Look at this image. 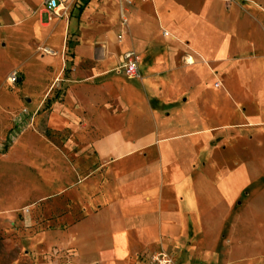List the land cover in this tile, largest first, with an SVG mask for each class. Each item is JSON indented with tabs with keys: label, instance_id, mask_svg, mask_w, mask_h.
Segmentation results:
<instances>
[{
	"label": "crops",
	"instance_id": "0c3cea01",
	"mask_svg": "<svg viewBox=\"0 0 264 264\" xmlns=\"http://www.w3.org/2000/svg\"><path fill=\"white\" fill-rule=\"evenodd\" d=\"M3 1L0 99L17 103L14 115H29L31 125L17 138L32 130L54 153L55 177L46 190L53 196L41 205L52 209L55 227L46 232L71 236L75 264H151V255L160 250L196 264L193 259L215 260L256 247L238 243L237 229L247 228L254 215L264 219V84L224 85L218 75L228 58H215L195 41L192 24L199 21L190 0H172L182 9L180 16L169 0H145L157 30L137 39L148 59L143 72L137 55L145 89V100L138 103H128L117 89L113 93L106 84L111 81L115 89L112 80L98 78L123 62L116 45L123 32L112 44L102 40L90 51L80 50V27L92 0L78 18L60 12L66 4L58 16L44 0H9L6 8ZM119 2L118 16L121 10L126 25L130 21L131 30L139 32V18L130 8L134 1ZM192 2L220 12L223 5ZM111 57V66L117 63L104 67ZM13 71L18 81L8 80ZM212 74L217 85L210 84ZM4 105L0 101L1 109ZM14 115L4 129L6 139Z\"/></svg>",
	"mask_w": 264,
	"mask_h": 264
},
{
	"label": "rangeland",
	"instance_id": "374dc122",
	"mask_svg": "<svg viewBox=\"0 0 264 264\" xmlns=\"http://www.w3.org/2000/svg\"><path fill=\"white\" fill-rule=\"evenodd\" d=\"M155 1L161 4L163 0ZM169 1H171V6L173 5L174 15L180 16L182 9L174 7L175 3H172L174 0ZM219 1L223 4L221 12L218 7L214 6L209 10H202L195 2L189 1L195 6L193 8L194 20L199 21L196 26L195 23L192 24L197 33L195 41L206 53H214L215 58L220 60L228 58L227 61L225 60L226 64L222 74L218 75L224 85L232 86L235 89L246 84L263 85L264 0ZM126 2L133 4L130 8L133 11L132 14L139 18L137 22L140 27L139 32L131 30L130 21L128 26L124 24L121 27V10L118 16L117 9L119 0H92L84 16L85 22H82L80 27V50L90 51L95 42L102 40L112 44L115 36L123 32L122 41L116 44L118 50L124 52V50L134 49L136 54L140 55V64L144 69L148 59L144 57L142 48L138 44L141 39H137L143 38L145 32L152 31V29L157 30L156 18L153 15L150 2L145 0H126ZM9 3V0H4L1 7L6 8ZM33 3L35 4L36 0ZM165 4H162L163 8L166 7ZM86 6L87 0H76L75 4L69 2L66 3L63 13L66 12L69 18H78L80 7L86 8ZM184 18L185 16L182 15L175 23L180 24ZM58 25L57 32L63 27L62 23ZM75 34L77 35V32H73L72 36ZM72 36L67 42L69 56H72L73 50ZM153 37L160 39L158 34H154ZM118 40L120 41V38ZM163 43L165 44L163 46L169 45L168 40ZM51 47L56 50L58 48L52 45ZM234 57L237 59L235 60ZM112 58L106 60L104 67L111 66ZM112 63L111 67L117 63V60ZM143 72H147V69H144ZM211 79L210 84L216 85L214 84V81L217 82L214 74ZM106 84L113 93H117L111 81ZM1 94L0 92V96ZM0 101L5 104L4 108H0V140H2L5 138L4 129L10 124L9 117L18 112L20 107L10 99H0ZM27 106L30 109L33 108L31 103H27ZM227 110L231 115L234 113L231 104ZM21 116L22 114L14 115L12 118L16 124L8 132V138H5L0 149L4 152L6 147L8 148L6 154L0 155V264H75L77 255L72 249L74 246L71 236L63 233L54 236L53 233L46 232L55 227L52 209L41 205L46 203V199H51L53 196L46 190L51 191L55 177V170L53 171V164H51L54 153L43 147L40 139L33 134L32 130H27L24 136L17 138L19 130L31 125L28 114H25L24 118ZM36 172L43 180L42 183L38 182L40 178L36 176ZM41 192H45L42 197H40ZM261 207L264 211V204ZM4 208L10 210L5 211ZM244 212L245 210H241L238 214ZM254 216L255 218L249 222L247 228L246 225L238 227L237 230L240 234L237 240L242 245L247 242H255L256 247L240 249L231 255L220 254L215 260L209 258L207 261L204 258H199L193 259V261H197L196 264H264V219L257 215ZM43 234L46 238L43 237ZM79 252L81 255L82 252ZM155 253L157 252L153 254ZM171 257L177 264H183L174 255Z\"/></svg>",
	"mask_w": 264,
	"mask_h": 264
},
{
	"label": "built area",
	"instance_id": "2783aa9c",
	"mask_svg": "<svg viewBox=\"0 0 264 264\" xmlns=\"http://www.w3.org/2000/svg\"><path fill=\"white\" fill-rule=\"evenodd\" d=\"M73 0H44L43 4L49 12L59 15L58 10L66 3H71ZM63 7L60 12L63 14ZM61 14V15H62ZM122 16V25L126 24V17ZM123 62L116 68L110 69V71L104 72L106 77H98L101 80L107 78L112 80L115 89L123 99H126L128 103H138L145 100V89L143 88V77L139 72V60L136 52L133 49L124 51L122 54ZM8 80L15 82L18 80L17 72L13 71L8 75ZM98 80V79H97ZM217 85V83H216ZM152 264H177L175 260L165 251L159 252L151 256Z\"/></svg>",
	"mask_w": 264,
	"mask_h": 264
},
{
	"label": "trees",
	"instance_id": "16d2710c",
	"mask_svg": "<svg viewBox=\"0 0 264 264\" xmlns=\"http://www.w3.org/2000/svg\"><path fill=\"white\" fill-rule=\"evenodd\" d=\"M80 10H82V7H80ZM18 81V80H17Z\"/></svg>",
	"mask_w": 264,
	"mask_h": 264
},
{
	"label": "bare ground",
	"instance_id": "6f19581e",
	"mask_svg": "<svg viewBox=\"0 0 264 264\" xmlns=\"http://www.w3.org/2000/svg\"><path fill=\"white\" fill-rule=\"evenodd\" d=\"M205 61V59H203Z\"/></svg>",
	"mask_w": 264,
	"mask_h": 264
}]
</instances>
